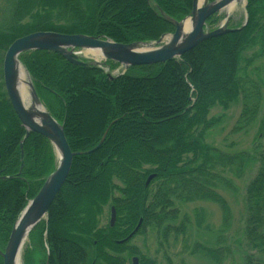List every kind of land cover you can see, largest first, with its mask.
Listing matches in <instances>:
<instances>
[{
	"label": "trees",
	"instance_id": "16d2710c",
	"mask_svg": "<svg viewBox=\"0 0 264 264\" xmlns=\"http://www.w3.org/2000/svg\"><path fill=\"white\" fill-rule=\"evenodd\" d=\"M0 7L2 80L4 53L21 37L52 32L117 44L153 43L174 31L165 18L178 23L190 15L192 0H0ZM246 11L247 22L240 29L205 40L178 59L128 68L112 78L104 67L119 65L109 61L101 67H78L46 51L19 56L41 104L62 125L71 152L78 153L45 220L28 236L23 264H126L132 256H138V264H156L129 243L147 228L164 242L170 233L182 232L186 218L174 224V190L186 197L199 194L218 207L223 223L230 221L231 209L219 188L236 192L235 170L224 178L226 167L207 159L217 150L197 147L193 154L187 147L202 142V136L191 138L190 130L208 103L249 93L255 99L252 108L259 106V87L248 76L243 81L239 58L254 35H263L264 0H247ZM2 87L0 81V251L28 202L55 170L52 146L38 134L26 137ZM101 141L96 151L87 153ZM188 153L192 160L185 158ZM239 154L228 158L234 162ZM261 158L244 189L246 246L263 258L255 264H264ZM108 204L115 209V224L98 228ZM197 248L220 264L221 251Z\"/></svg>",
	"mask_w": 264,
	"mask_h": 264
},
{
	"label": "rangeland",
	"instance_id": "374dc122",
	"mask_svg": "<svg viewBox=\"0 0 264 264\" xmlns=\"http://www.w3.org/2000/svg\"><path fill=\"white\" fill-rule=\"evenodd\" d=\"M246 6L247 0H241L234 7L226 8L214 15L205 26L206 31H214L224 25L227 29H240L247 22ZM261 32L262 38L254 35L255 38L244 47L239 58L243 81L248 82V76L254 81L256 87H259V94L255 93L260 97L258 108H252L251 102L254 103L255 99L249 93L244 95L240 93L230 101L208 103L199 112L196 117L197 124L190 130L191 138L198 139L202 136V145L195 142L187 147V151H192L193 154L197 153V147L201 151L217 150V153H208L207 159L212 160L214 164L218 163L217 166L226 167L224 170L226 172L221 171V176L224 178H231V172L235 170V176L239 178L235 180L236 192L233 194L225 188H219V193L231 209V219L223 223L218 207L211 202L199 199V194L186 197L181 195L179 190L172 191L171 201L173 207L178 209V217L174 224L177 226L184 217L186 218L182 232L170 233L164 242L157 238L155 230L147 228L145 234L138 235L129 243V246L135 247L140 255L152 259L156 264H215L196 252L198 245L221 251L220 264H255L263 260L259 254L247 248L243 234L244 189L255 175L261 163V157L264 155V28ZM167 40L168 35L162 41L165 43ZM84 52L77 51V57L81 61L88 64L95 62L89 53L85 55ZM125 70L123 66L112 70L104 67V71L110 76H116ZM25 74L28 82L31 81L28 73L25 72ZM0 81L2 83V80ZM241 85L238 83L240 89L243 88V82ZM237 153L241 154L232 162L228 156ZM53 154L56 168L58 158L54 149ZM199 155L202 158V154ZM185 156L192 160L191 154L188 153ZM200 156L197 159L200 160ZM115 196H118L117 193ZM110 211L109 204L103 207L98 219V228L103 229L109 225ZM160 241L161 244L158 243ZM27 244L20 254V264H23V253ZM89 254H92L91 250ZM134 257L138 259V256H132L126 264H132Z\"/></svg>",
	"mask_w": 264,
	"mask_h": 264
},
{
	"label": "water",
	"instance_id": "95a60500",
	"mask_svg": "<svg viewBox=\"0 0 264 264\" xmlns=\"http://www.w3.org/2000/svg\"><path fill=\"white\" fill-rule=\"evenodd\" d=\"M239 1L241 0H216L209 3L208 0H203L199 4V0H192L191 13L181 22L177 23L165 18L174 26L173 33L168 35V40L165 43L162 40L166 35L153 43L117 44L100 37L38 32L15 40L7 48L2 61V82L6 98L21 126L26 131V137L29 134H38L44 137L57 153L58 164L13 225L6 246L3 251H0L2 264L16 263L17 258L28 242L29 234L40 222L45 220L51 204L66 182L73 158L78 155V153L71 152L62 125L47 113L31 81L27 83L30 99L34 104L39 105L43 111L36 113L23 107L15 89L16 69L17 65H20L18 57L24 53L46 51L57 54L70 64L78 67L97 66L107 61L121 65L125 69L164 64L182 57L205 40L218 37L225 32L236 31V29H227L224 25V27L207 32L205 25L212 16ZM187 20L191 22L189 30L185 25ZM77 51H98L101 54L102 62L95 61L88 64L81 61L77 57ZM25 72L27 73V71ZM110 78L112 77L110 76ZM101 143L102 141L87 153L96 151ZM154 177L155 175H150L146 184ZM110 212L109 225L112 228L116 219L114 207L111 208ZM140 223L141 221L126 240L134 235ZM132 264H138L136 257L132 258Z\"/></svg>",
	"mask_w": 264,
	"mask_h": 264
},
{
	"label": "bare ground",
	"instance_id": "6f19581e",
	"mask_svg": "<svg viewBox=\"0 0 264 264\" xmlns=\"http://www.w3.org/2000/svg\"><path fill=\"white\" fill-rule=\"evenodd\" d=\"M202 2H203V0H199V4H201ZM235 4L236 3L231 4L227 9L234 7ZM185 25H186L187 30H189L190 25H191L190 20H187ZM88 53L94 59V61L98 62L101 59V54L98 51L84 52L85 55H87ZM27 83H28V80H27L26 74L24 72V69L22 68L21 65H17L15 89H16L17 95L19 96V98L22 102L23 107L25 109H30L36 113L42 112L43 109L39 105L34 104L31 101L30 96H29ZM15 264H20V255L17 258Z\"/></svg>",
	"mask_w": 264,
	"mask_h": 264
},
{
	"label": "flooded vegetation",
	"instance_id": "af4514ba",
	"mask_svg": "<svg viewBox=\"0 0 264 264\" xmlns=\"http://www.w3.org/2000/svg\"><path fill=\"white\" fill-rule=\"evenodd\" d=\"M215 15H216V14H215ZM212 17H213V16H212ZM212 17H211V18H212ZM206 25H207V22H206Z\"/></svg>",
	"mask_w": 264,
	"mask_h": 264
}]
</instances>
